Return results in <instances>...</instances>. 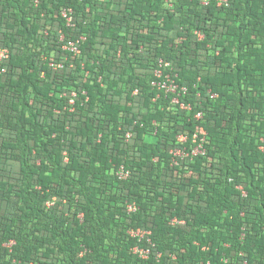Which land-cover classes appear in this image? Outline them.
Segmentation results:
<instances>
[{
    "label": "trees",
    "instance_id": "obj_1",
    "mask_svg": "<svg viewBox=\"0 0 264 264\" xmlns=\"http://www.w3.org/2000/svg\"><path fill=\"white\" fill-rule=\"evenodd\" d=\"M167 1L0 0V264H264V0ZM159 58L191 110L151 85ZM199 111L207 153L174 165Z\"/></svg>",
    "mask_w": 264,
    "mask_h": 264
},
{
    "label": "built area",
    "instance_id": "obj_2",
    "mask_svg": "<svg viewBox=\"0 0 264 264\" xmlns=\"http://www.w3.org/2000/svg\"><path fill=\"white\" fill-rule=\"evenodd\" d=\"M203 5H209L213 0H200ZM230 0H215L218 6H227L229 5ZM167 5L171 7L173 3L169 0L167 1ZM63 17L66 19L69 25L73 24L74 20V10L72 8H64L62 11ZM195 37L197 39H203L205 34L196 29L194 31ZM84 38V37H82ZM61 39H64V35L61 34ZM182 40V39H180ZM65 48L70 49L75 54L80 53L79 48V40H71L66 45ZM10 58V50L8 48L0 47V73H6L7 71V61ZM52 64V63H51ZM53 65V64H52ZM60 66V64H59ZM151 85L157 90L159 93H165L171 97V103L173 105H178L180 109L191 110L192 106L188 102L182 99L184 95L188 92V87L182 85L178 80V73L172 67V64L166 61L163 58L158 59L157 66L154 70V77L151 80ZM138 93V89L134 90V94ZM76 95V93H73ZM217 94H211V97H216ZM71 102H74L72 99ZM196 120L199 121L194 128L193 133H181L178 135L177 140L179 145L175 146L171 149V153L173 155L172 164L178 165L180 161L185 159H194V157L198 155H205L207 153V142H208V132L204 124L201 123L203 119V113L201 111L196 113ZM134 136V132L128 130L125 132V139L131 140ZM189 142H191L189 144ZM131 174V171L124 165H120L116 170V175L119 179L125 180ZM240 190H242L243 195H247V191L243 187V185L237 186ZM53 201H49L48 205L53 204ZM128 212L133 213L137 211L138 205L135 202H130L127 206ZM173 225L176 224H184V220H179L178 218H173L171 220ZM128 233L131 237L136 238L139 241V244H136L132 247V251L137 254L139 257L147 259L152 256V248L155 247V243L152 240V231L144 229L142 227H133L128 230ZM146 245H141L140 243L144 242ZM15 244V240H11L6 245L11 247ZM86 249L81 251V255L85 253ZM161 252H156L155 256L160 258Z\"/></svg>",
    "mask_w": 264,
    "mask_h": 264
}]
</instances>
